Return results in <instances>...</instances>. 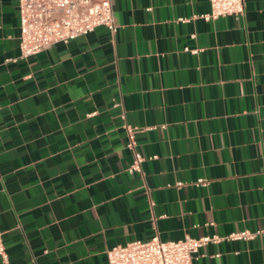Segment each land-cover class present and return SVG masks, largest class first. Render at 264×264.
<instances>
[{
    "label": "crops",
    "instance_id": "1",
    "mask_svg": "<svg viewBox=\"0 0 264 264\" xmlns=\"http://www.w3.org/2000/svg\"><path fill=\"white\" fill-rule=\"evenodd\" d=\"M110 1L115 31L23 57L17 0H0L8 264H107L155 233L221 236L194 264H264V235L227 237L264 227V0L210 19L209 0Z\"/></svg>",
    "mask_w": 264,
    "mask_h": 264
},
{
    "label": "built area",
    "instance_id": "2",
    "mask_svg": "<svg viewBox=\"0 0 264 264\" xmlns=\"http://www.w3.org/2000/svg\"><path fill=\"white\" fill-rule=\"evenodd\" d=\"M209 3V11L201 14L206 19L242 13L245 6V0H209ZM17 4L19 48L23 57L57 42L67 43L76 36L92 31L98 25L106 26L111 32L116 29L110 0H17ZM190 50L197 51V48ZM128 146H134L132 134ZM155 156L154 154L148 157ZM145 158V155L135 150L127 170L143 174L141 163ZM197 182L204 183L205 180L200 177ZM256 235H264V227L254 231L249 229L233 231L227 237L247 239ZM221 238L218 235L199 237L185 235L182 238L161 239L155 233L148 239H132L107 247L106 261L107 264H194V257L202 243ZM0 257L3 264H8L1 232Z\"/></svg>",
    "mask_w": 264,
    "mask_h": 264
}]
</instances>
